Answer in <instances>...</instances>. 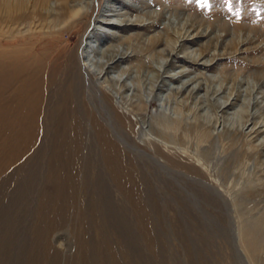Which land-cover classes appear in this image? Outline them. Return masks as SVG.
Masks as SVG:
<instances>
[{
    "label": "rangeland",
    "instance_id": "rangeland-1",
    "mask_svg": "<svg viewBox=\"0 0 264 264\" xmlns=\"http://www.w3.org/2000/svg\"><path fill=\"white\" fill-rule=\"evenodd\" d=\"M39 2L0 0V264H264V0ZM93 19L116 27L81 46ZM92 51L114 125L167 171L65 103Z\"/></svg>",
    "mask_w": 264,
    "mask_h": 264
},
{
    "label": "bare ground",
    "instance_id": "bare-ground-1",
    "mask_svg": "<svg viewBox=\"0 0 264 264\" xmlns=\"http://www.w3.org/2000/svg\"><path fill=\"white\" fill-rule=\"evenodd\" d=\"M40 2H39V6H44L45 7V9L46 8H50V5H51V3L53 2H55V4H56V2H57V8L59 9V10H61V11H67V14H69V18H71V19H73V20H75V21H77L76 19H79V17H82V19H83V17L84 16H87L88 15V13H89V15L91 14L90 12L92 11V10H94L93 9V7H92V4H93V0H90V2H84V3H82L81 5H84V6H80V5H78V6H74L73 8H70V6L69 5H67L68 4V0H54V1H51L50 2V0H39ZM37 2V1H36ZM94 5V4H93ZM21 6H23V5H17L16 7H10V6H8V7H6L8 10V14H9V12H13V10H14V8L15 9H17V10H20L21 9ZM34 6H35V3H34ZM52 7V6H51ZM53 7H54V5H53ZM89 7V8H88ZM91 7H92V9H91ZM24 8V7H23ZM43 8V7H42ZM88 9H91V11L89 10L88 11ZM25 11V10H24ZM29 11V10H28ZM96 11V10H95ZM48 12V11H47ZM56 13L58 12L57 10L55 11ZM61 13V12H60ZM8 14H6V15H8ZM93 14V13H92ZM11 15V14H10ZM94 15V14H93ZM67 16V15H66ZM65 16V17H66ZM60 17V16H59ZM62 17V16H61ZM57 18H58V16H57ZM64 18V17H63ZM90 18V17H89ZM92 18V17H91ZM94 18H96L95 16H94ZM59 19V18H58ZM70 20V19H69ZM90 20V19H89ZM95 21H97V19H93V24H91V23H89L87 26H86V28L84 29V34H83V36L82 37H80V42H78L79 43V45H83L84 43L85 44H87L88 42H89V35H90V33H92L93 32V30H91L92 29V26L94 27V25H96V24H98V25H100V26H106V27H110V26H112V27H116V24L115 23H112V22H110V21H99L98 23H95ZM122 24H124V28H126V27H129V23H128V21H126V20H124V21H122L121 22ZM136 23V22H135ZM77 24V22L74 24V25H76ZM186 24H188V23H186ZM132 25H134V24H132ZM195 24L194 23H190L189 25H186V26H184L182 29H181V31H180V33H179V35H181L182 34V31H183V29L185 28V34H191L192 36H194V37H198V32L197 31H195L194 30V26ZM136 26V25H135ZM197 27V26H196ZM200 27V26H199ZM74 28V27H73ZM90 29V30H89ZM91 31V32H90ZM193 33H194V35H193ZM92 35V34H91ZM172 38V37H171ZM176 38H179V37H176ZM183 38V37H182ZM199 39V38H198ZM153 41L151 42V44L149 45L150 46V48H154L158 43H159V41L160 40H158V39H152ZM180 40V39H179ZM185 40V39H184ZM192 41V40H191ZM161 42V41H160ZM179 42V41H178ZM183 43H184V41H183ZM176 44V43H175ZM185 44H188V43H185ZM184 44V45H185ZM182 45V44H181ZM145 46V45H144ZM180 46V45H179ZM173 47H175V46H173ZM172 47V48H173ZM82 48V47H81ZM143 48H145V47H143ZM178 48V47H177ZM179 48H181V47H179ZM76 50H77V48H76ZM79 50V49H78ZM154 50H156V49H154ZM215 50V49H214ZM149 51H150V49H149ZM77 52V51H76ZM114 52V51H113ZM168 51H166V50H163V51H161V54H159V56L160 57H164V54H166L168 57L167 58H171V61L175 58V55H174V52H172V50L171 51H169L168 53H167ZM91 53V52H90ZM154 53H156V52H154ZM77 54V53H76ZM93 54V55H92ZM92 54H90L91 56H92V59H90L89 60V58H87V57H84V56H81L82 55V53H81V55H77L78 56V59H76L75 58V60H78V62H79V67H77L76 68V70L74 71V73H71V78L68 80V86H69V88H68V90H69V94H67V97H66V99H65V95L63 96V100L65 99V103L66 104H68L69 105V103H74L75 104V106L74 107H76L77 109H86V108H88V109H90L91 111H94V112H99V114L101 115V119H103L105 122H106V124L110 127V129H112L111 131L113 132V134H114V136H116L118 139H120V141H122L123 142V144L125 143V146L126 147H128V148H130L131 150H133V151H135V153H137V155H141V156H144L145 158H147L148 160H150L154 165H159V166H161L162 168H163V170H165V171H167L168 169L167 168H165V167H163V165L155 158H153L151 155H148V153H146L144 150H142V149H140V148H138V147H136V145L134 144V143H131V141H130V139H128V137L125 135V133L123 132V131H121V129H119V128H116V126L114 125V118H112V114L113 113H111V112H113L112 111V106H109V104H110V102L109 101H106V99H105V93H103V91H102V89H100L97 85H96V83H95V79H94V77H93V74L91 73V71L90 70H87V69H85V66H84V63H86V61H90V62H92V65L93 66H95L94 68H97V74H99V76L102 74V73H104V67L106 68V70H109V69H111V67H110V65H112L113 66V63L111 64V63H108V62H106L103 66H99L98 65V62H93V60H95L96 59V54H98L96 51L94 52V51H92ZM73 56V55H72ZM71 56V57H72ZM200 56H203V55H201L200 54ZM83 57L84 58H87V59H83ZM74 59V58H73ZM102 59H104V58H102ZM114 58H112V59H109L110 61L111 60H113ZM122 59V58H121ZM109 60H107V61H109ZM71 61V60H70ZM82 61V62H81ZM120 61V60H119ZM73 62V61H72ZM118 62V61H117ZM70 63V62H69ZM139 63H142V62H139ZM71 64V63H70ZM75 64V63H74ZM69 66V65H68ZM98 68H101V69H98ZM68 69V68H67ZM68 70H71V69H68ZM68 70H66V71H68ZM159 72V71H158ZM157 72V79H160V77L162 78V76L159 74ZM70 73V72H69ZM68 74V73H67ZM104 75H106V73H104ZM104 75L102 76V78L104 77ZM98 79V78H97ZM106 79V78H105ZM108 81V80H107ZM111 82V81H110ZM159 82V81H158ZM163 81H161V83H162ZM191 82V81H190ZM113 83V82H112ZM164 83V82H163ZM64 85V84H63ZM65 86V85H64ZM123 86V85H122ZM55 87H57V86H55ZM60 87V86H59ZM66 87V86H65ZM45 88V87H44ZM67 88V87H66ZM65 88V89H66ZM121 88V87H120ZM161 88V87H160ZM32 89V88H31ZM122 89V88H121ZM124 89V88H123ZM197 89H199V88H197ZM183 90V88L180 90V91H182ZM32 91V90H31ZM177 91H179V90H177ZM63 92V91H62ZM68 92V91H67ZM184 92V91H183ZM197 92V91H196ZM61 93V92H60ZM63 93H65V90H64V92ZM177 94H180V93H177ZM46 95H47V93H46ZM49 95V94H48ZM58 95H59V93H58ZM53 96V95H52ZM57 96V95H56ZM60 97L62 96V95H59ZM60 97H58V98H60ZM122 97V96H121ZM121 97H120V99H121ZM49 98V97H48ZM58 100V99H57ZM63 100H61L62 101V103L61 102H59L60 104H63V106H66L64 103H63ZM109 102V103H108ZM36 104V103H35ZM54 105H55V103H54ZM32 106V105H31ZM30 106V107H31ZM34 106V105H33ZM36 106V105H35ZM57 106H59V104L57 103ZM62 106V105H61ZM60 107V106H59ZM67 108H68V110L70 111V107H68V106H66ZM73 107V108H74ZM34 108V107H33ZM54 108V107H53ZM57 109H58V107H56ZM63 108V107H62ZM65 108V107H64ZM75 108V109H76ZM230 108V107H229ZM60 110L59 111H63L64 112V110L66 109H63V110H61V107L59 108ZM68 110L66 111L67 113H68ZM223 110H225V109H223ZM52 111H53V109H52ZM58 111V110H57ZM57 111H55V112H57ZM78 111V110H77ZM34 113V112H33ZM66 119V118H65ZM69 119V118H68ZM75 119V118H74ZM76 120V119H75ZM32 122V121H31ZM70 122H71V120H70ZM33 123V122H32ZM77 123V122H76ZM254 129V128H253ZM256 130V129H255ZM251 131V130H250ZM252 132V131H251ZM253 134H255V131H254V133ZM257 134V133H256ZM24 140V139H23ZM171 172V171H170ZM171 173H173V172H171ZM177 176V175H176ZM192 181H194V182H196V184L197 183H199V184H201L202 186H205V187H207L208 189H210V190H212V191H214L219 197H221L222 199H223V201H224V203H225V205H228V203H226L227 202V200L222 196V194L219 192V191H217L216 190V188L215 187H213V186H211L210 184H207V183H204L203 181H201V180H197V179H192Z\"/></svg>",
    "mask_w": 264,
    "mask_h": 264
}]
</instances>
